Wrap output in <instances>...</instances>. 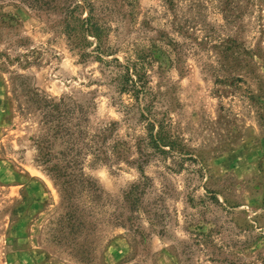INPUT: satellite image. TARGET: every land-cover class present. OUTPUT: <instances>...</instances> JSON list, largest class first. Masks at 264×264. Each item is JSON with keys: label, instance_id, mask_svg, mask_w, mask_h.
<instances>
[{"label": "rangeland", "instance_id": "1", "mask_svg": "<svg viewBox=\"0 0 264 264\" xmlns=\"http://www.w3.org/2000/svg\"><path fill=\"white\" fill-rule=\"evenodd\" d=\"M84 1L0 0V264H264V0H89L98 40ZM78 122L72 240L41 156Z\"/></svg>", "mask_w": 264, "mask_h": 264}, {"label": "trees", "instance_id": "2", "mask_svg": "<svg viewBox=\"0 0 264 264\" xmlns=\"http://www.w3.org/2000/svg\"><path fill=\"white\" fill-rule=\"evenodd\" d=\"M56 8V5L54 3L53 9ZM83 11V13L87 14L85 17L81 16V14H77L76 12L79 13V11ZM64 11V16H65V22L67 23V30L73 35H77L78 32H83L84 37L85 34L93 37L94 39H101V33L102 29L99 25V18H98V13L96 10V6L91 3L89 0H85L83 3H77L74 6H68L66 8H63ZM83 14V15H84ZM72 22V25H71ZM70 35V34H69ZM71 36V35H70ZM73 37V36H71ZM75 38V37H73ZM59 103H55L53 106H51V112L59 111V108L61 107ZM47 122L46 123H52V117L45 115ZM154 125L151 124V127ZM51 129V130H50ZM49 129L48 134L44 137L43 139V147L40 148V153L44 150L50 151L51 148V143L50 139L55 138L58 136V134H61V130L58 132L52 133V128ZM65 132L60 135V138H65L64 144L66 145V150L61 151L59 154H61L62 157H65L66 153L70 154L71 159L67 162V164L63 167L56 166H50L51 164V157L49 153H44L41 156L43 159L42 162H44L46 165V170L48 171L49 174H51L55 180L59 181V186L61 188V193H62V199L64 202V211L65 213L63 216L65 217V220L67 221V229H69V236H71L72 240H75L78 236L81 235L82 232H87L88 233V228L87 224L84 221V216L85 211H83L79 205L76 203V196L72 193V185L70 184L71 181L68 180L71 176L75 167L80 166L79 171L83 174V164L81 163L82 158H84L85 155L91 154L95 160L103 161L105 159H102V151H100L97 148V143H98V136L96 135H91L87 136L85 134V131L83 132V128H81V123L78 122L75 125H72L66 127ZM150 131H152L150 129ZM151 139L155 141V144H160L159 139L156 138V134H153L151 132L150 134ZM160 138V136H159ZM157 140V141H156ZM161 140V139H160ZM164 143V142H163ZM45 145V146H44ZM165 145H157L158 149L164 150L161 147ZM82 166V167H81ZM83 176V175H82ZM91 193L93 194V197L95 199L99 198V195L97 194V190H93L92 188L89 189ZM122 225V223H118ZM119 225V226H120ZM124 226V225H122ZM129 231H133L132 228L128 229ZM134 233H137V231H133ZM76 245V244H75ZM73 248V247H72ZM75 253V257L80 260V262L87 263V257H82L79 258L76 254H79V256H87L89 253L82 249H77L73 251ZM73 253V254H74Z\"/></svg>", "mask_w": 264, "mask_h": 264}]
</instances>
